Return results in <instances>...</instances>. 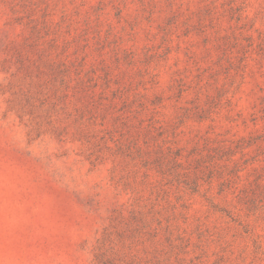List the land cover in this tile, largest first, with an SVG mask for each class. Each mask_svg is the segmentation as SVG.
Segmentation results:
<instances>
[{"label":"rangeland","instance_id":"1","mask_svg":"<svg viewBox=\"0 0 264 264\" xmlns=\"http://www.w3.org/2000/svg\"><path fill=\"white\" fill-rule=\"evenodd\" d=\"M0 264H264V0H0Z\"/></svg>","mask_w":264,"mask_h":264}]
</instances>
